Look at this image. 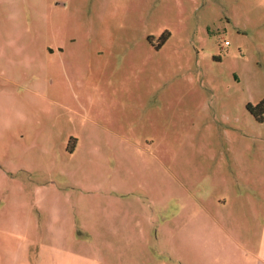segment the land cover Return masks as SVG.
I'll return each mask as SVG.
<instances>
[{
  "label": "rangeland",
  "instance_id": "rangeland-1",
  "mask_svg": "<svg viewBox=\"0 0 264 264\" xmlns=\"http://www.w3.org/2000/svg\"><path fill=\"white\" fill-rule=\"evenodd\" d=\"M111 177L147 207L163 191L198 198L197 217L170 224L166 263L250 259L264 240V0H0V264H49L39 242L71 264L102 257L117 238L74 212Z\"/></svg>",
  "mask_w": 264,
  "mask_h": 264
},
{
  "label": "crops",
  "instance_id": "crops-1",
  "mask_svg": "<svg viewBox=\"0 0 264 264\" xmlns=\"http://www.w3.org/2000/svg\"><path fill=\"white\" fill-rule=\"evenodd\" d=\"M116 168L114 167L113 170ZM108 185L103 188H86L87 191H95L85 198L78 197L79 209L75 208V215L78 220H93L96 217L99 219V229L103 235H111L116 237L119 243L104 242L102 257L96 259L80 257L78 258L84 264H168L163 258H158L159 254L170 253V244H166L170 224L175 219H182L186 214H192L194 217L198 215V198H186L172 200L164 191L156 200H149V207L140 201L126 199L122 196L123 190L116 188L117 179L112 177L108 179ZM50 186L58 190L60 186L52 183ZM52 196V195H50ZM43 197H39L38 201H43ZM55 196L46 197L43 202V210L50 205L56 206L59 202L55 201ZM65 202V199L62 198ZM47 210V209H46ZM156 213L162 217V221H157ZM68 217L66 222H70ZM77 223V222H76ZM79 223V222H78ZM67 225L69 223H66ZM156 224V236L151 235V230ZM152 227L149 231V227ZM95 230L94 227L90 228ZM155 231V230H154ZM196 231H194L195 233ZM125 238V239H124ZM238 243L235 241V244ZM26 246L27 242H26ZM51 244L37 243L39 252L43 251L44 257L49 264H71L66 258V252L62 249L55 248ZM256 250L245 249L243 252L250 257L244 262L233 264H264V240L261 243L260 239L255 246ZM29 248L26 247L23 254V260L31 262V257L28 254ZM60 253V255H59ZM251 257L253 259H251ZM195 264H213L210 263H195Z\"/></svg>",
  "mask_w": 264,
  "mask_h": 264
},
{
  "label": "built area",
  "instance_id": "built-area-1",
  "mask_svg": "<svg viewBox=\"0 0 264 264\" xmlns=\"http://www.w3.org/2000/svg\"><path fill=\"white\" fill-rule=\"evenodd\" d=\"M225 43H226V41H225Z\"/></svg>",
  "mask_w": 264,
  "mask_h": 264
}]
</instances>
